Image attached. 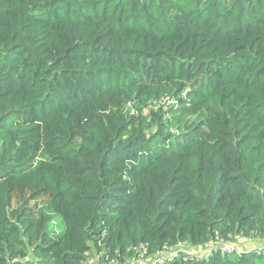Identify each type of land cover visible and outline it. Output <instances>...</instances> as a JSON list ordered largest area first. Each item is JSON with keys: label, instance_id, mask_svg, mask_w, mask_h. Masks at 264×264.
Masks as SVG:
<instances>
[{"label": "trees", "instance_id": "16d2710c", "mask_svg": "<svg viewBox=\"0 0 264 264\" xmlns=\"http://www.w3.org/2000/svg\"><path fill=\"white\" fill-rule=\"evenodd\" d=\"M238 240L264 242V0H0V264H264Z\"/></svg>", "mask_w": 264, "mask_h": 264}, {"label": "built area", "instance_id": "2783aa9c", "mask_svg": "<svg viewBox=\"0 0 264 264\" xmlns=\"http://www.w3.org/2000/svg\"><path fill=\"white\" fill-rule=\"evenodd\" d=\"M217 245H220L219 250L222 251V253L232 252V251H240V248L236 245L229 244L228 242L224 240H219V243ZM213 244L210 245L211 249H213ZM264 249V246H263ZM210 250H195L193 246L190 245H184L179 248H172L169 250H164L159 252L156 255H146V249L144 247H140L135 255L132 257L126 258V259H114L111 260V264H162L165 263L166 260H172L175 257L179 256L181 253H184L187 258H201V257H207ZM80 264H102V255H95L93 258H88L87 260L81 262Z\"/></svg>", "mask_w": 264, "mask_h": 264}, {"label": "rangeland", "instance_id": "374dc122", "mask_svg": "<svg viewBox=\"0 0 264 264\" xmlns=\"http://www.w3.org/2000/svg\"><path fill=\"white\" fill-rule=\"evenodd\" d=\"M234 243H237L239 244V246L242 248V247H246V246H249V245H252V247L254 248H263L264 246V242H258V241H252V240H248V241H241V240H238V241H235ZM244 249V248H243ZM96 253L95 252H91L90 254V258H93L95 257Z\"/></svg>", "mask_w": 264, "mask_h": 264}, {"label": "bare ground", "instance_id": "6f19581e", "mask_svg": "<svg viewBox=\"0 0 264 264\" xmlns=\"http://www.w3.org/2000/svg\"><path fill=\"white\" fill-rule=\"evenodd\" d=\"M112 261L108 260L104 255L102 256V264H111Z\"/></svg>", "mask_w": 264, "mask_h": 264}]
</instances>
